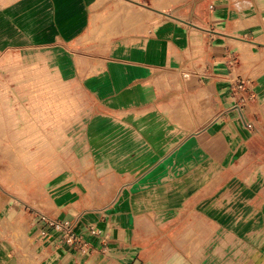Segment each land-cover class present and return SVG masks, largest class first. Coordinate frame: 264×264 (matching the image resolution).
<instances>
[{
	"label": "crops",
	"instance_id": "crops-1",
	"mask_svg": "<svg viewBox=\"0 0 264 264\" xmlns=\"http://www.w3.org/2000/svg\"><path fill=\"white\" fill-rule=\"evenodd\" d=\"M115 1L0 0V53H28L29 73L75 82L68 92L85 105L61 106V124L84 127L76 142L112 143L84 152L126 164L112 168L116 194L93 201L98 208L54 198L46 217L71 221L82 248L61 245L37 212L24 213L0 190V264H172L165 250L176 232L157 225L169 220V207L200 205L207 222L226 223L227 237L264 238V53L251 58L246 49L264 52V0L148 8L158 17L141 28L147 34L77 52ZM185 72L196 80L187 84ZM100 171L92 168L86 190ZM43 229L50 235L40 237Z\"/></svg>",
	"mask_w": 264,
	"mask_h": 264
},
{
	"label": "rangeland",
	"instance_id": "rangeland-1",
	"mask_svg": "<svg viewBox=\"0 0 264 264\" xmlns=\"http://www.w3.org/2000/svg\"><path fill=\"white\" fill-rule=\"evenodd\" d=\"M180 1L153 0L146 6L116 0L110 13L98 20L79 41L81 45L77 43L76 51L95 54L121 39L147 34L148 31L143 32L141 28L158 17L147 9L167 10ZM138 12L144 17L132 16ZM246 49L251 58L264 53L249 46ZM29 57L28 53L20 51L0 53V190L24 213L37 212L45 216L55 208L54 198L57 197L68 198V201L79 198L89 210L99 207L91 205L99 198L110 202L116 194V190L111 189V170L114 167L124 171L125 158H96L92 153L84 152L82 148L87 145L100 148L112 143L84 145L73 140V135L84 127L62 125L60 109L65 106L76 112L78 107L85 105L83 96L69 93V89L72 92L77 90L71 86L75 82L62 79L60 73H29ZM22 58L25 60L23 63L20 61ZM193 70L199 72L201 68ZM185 73L183 78L187 84L196 80V77ZM46 85L52 87L50 92H46ZM135 126L139 130V125ZM122 130L120 127L119 131ZM94 166L101 171L94 173L92 192V188L86 190L85 186L87 178L93 175ZM156 208L166 209L163 206ZM169 208L170 212L166 214L169 220L165 224L159 221L157 225L162 231L176 232L174 246L165 250L170 263L264 264V238H245L242 241V238L227 237L226 223L207 222L205 209L200 205Z\"/></svg>",
	"mask_w": 264,
	"mask_h": 264
},
{
	"label": "built area",
	"instance_id": "built-area-1",
	"mask_svg": "<svg viewBox=\"0 0 264 264\" xmlns=\"http://www.w3.org/2000/svg\"><path fill=\"white\" fill-rule=\"evenodd\" d=\"M236 89L244 90L245 83L240 79L234 80ZM247 128L253 130L255 127L252 123L247 124ZM38 217L46 223V227L52 228L56 233H58V241L61 245H67L69 247H78L82 245L83 238L77 235L74 225L71 221L68 220H51L48 219L45 215L38 213ZM48 229H43L40 237H47L50 235V231ZM91 232L95 234V230L91 228ZM82 248V246H81Z\"/></svg>",
	"mask_w": 264,
	"mask_h": 264
},
{
	"label": "bare ground",
	"instance_id": "bare-ground-1",
	"mask_svg": "<svg viewBox=\"0 0 264 264\" xmlns=\"http://www.w3.org/2000/svg\"><path fill=\"white\" fill-rule=\"evenodd\" d=\"M42 244V243H41Z\"/></svg>",
	"mask_w": 264,
	"mask_h": 264
}]
</instances>
